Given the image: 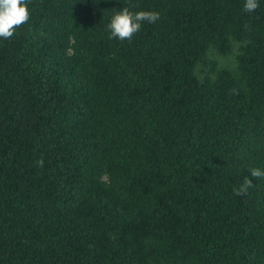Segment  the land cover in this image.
Listing matches in <instances>:
<instances>
[{
    "label": "trees",
    "instance_id": "obj_1",
    "mask_svg": "<svg viewBox=\"0 0 264 264\" xmlns=\"http://www.w3.org/2000/svg\"><path fill=\"white\" fill-rule=\"evenodd\" d=\"M245 2L30 0L0 38V264H264V0ZM125 7L160 18L110 39Z\"/></svg>",
    "mask_w": 264,
    "mask_h": 264
},
{
    "label": "clouds",
    "instance_id": "obj_2",
    "mask_svg": "<svg viewBox=\"0 0 264 264\" xmlns=\"http://www.w3.org/2000/svg\"><path fill=\"white\" fill-rule=\"evenodd\" d=\"M29 2L30 0H0V38L10 39L18 27L30 20ZM258 7V0H246L244 11L255 12ZM159 18V13L156 12H132L127 7L122 8L113 14L110 23L107 25V29L110 31L109 38L131 43L134 35L141 30L143 23L152 24ZM36 163L38 167H43L42 159ZM250 174L252 178L264 177V172L256 168L250 169ZM253 186L252 180L246 177L241 186L233 189V193L235 196H246L248 189Z\"/></svg>",
    "mask_w": 264,
    "mask_h": 264
},
{
    "label": "rangeland",
    "instance_id": "obj_3",
    "mask_svg": "<svg viewBox=\"0 0 264 264\" xmlns=\"http://www.w3.org/2000/svg\"><path fill=\"white\" fill-rule=\"evenodd\" d=\"M208 58L210 60H214L215 62H217V64H223V65H232L233 63V56L229 55L227 57H219L216 56L214 53L210 52Z\"/></svg>",
    "mask_w": 264,
    "mask_h": 264
}]
</instances>
